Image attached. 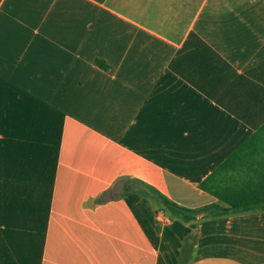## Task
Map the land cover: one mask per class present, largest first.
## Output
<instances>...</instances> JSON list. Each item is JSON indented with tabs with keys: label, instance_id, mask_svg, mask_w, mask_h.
Masks as SVG:
<instances>
[{
	"label": "crops",
	"instance_id": "1",
	"mask_svg": "<svg viewBox=\"0 0 264 264\" xmlns=\"http://www.w3.org/2000/svg\"><path fill=\"white\" fill-rule=\"evenodd\" d=\"M263 125L264 0H0V264H264V210L142 193L226 206Z\"/></svg>",
	"mask_w": 264,
	"mask_h": 264
},
{
	"label": "trees",
	"instance_id": "2",
	"mask_svg": "<svg viewBox=\"0 0 264 264\" xmlns=\"http://www.w3.org/2000/svg\"><path fill=\"white\" fill-rule=\"evenodd\" d=\"M99 63L103 65L100 60ZM263 131L264 125L200 183L201 188L211 192L226 203V206L211 203L196 209L184 207L151 186L144 187L142 193L157 196L173 216L184 221L196 219L201 212L207 216H220L249 210H264V141L259 142V136ZM197 239V233L185 238L177 264L190 263L195 253Z\"/></svg>",
	"mask_w": 264,
	"mask_h": 264
}]
</instances>
